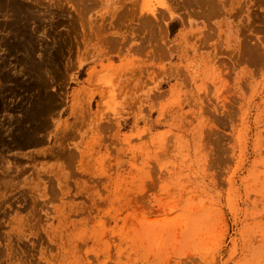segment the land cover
<instances>
[{"label": "rangeland", "instance_id": "obj_1", "mask_svg": "<svg viewBox=\"0 0 264 264\" xmlns=\"http://www.w3.org/2000/svg\"><path fill=\"white\" fill-rule=\"evenodd\" d=\"M0 264H264V0H0Z\"/></svg>", "mask_w": 264, "mask_h": 264}]
</instances>
